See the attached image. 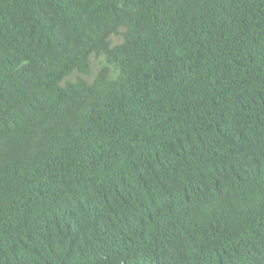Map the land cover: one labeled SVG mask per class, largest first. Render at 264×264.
Wrapping results in <instances>:
<instances>
[{"label":"trees","instance_id":"1","mask_svg":"<svg viewBox=\"0 0 264 264\" xmlns=\"http://www.w3.org/2000/svg\"><path fill=\"white\" fill-rule=\"evenodd\" d=\"M0 264H264V0H0Z\"/></svg>","mask_w":264,"mask_h":264},{"label":"rangeland","instance_id":"2","mask_svg":"<svg viewBox=\"0 0 264 264\" xmlns=\"http://www.w3.org/2000/svg\"><path fill=\"white\" fill-rule=\"evenodd\" d=\"M120 41H121L120 37H110V42L112 45L118 44ZM105 64L106 63H105L103 57L91 55L90 56V73H89V75L88 76H82V75H79L77 73H73L72 75H70L68 77V80H74L76 77H82V78H85L88 82H91L95 78L100 67L105 65ZM109 71H110L111 76L115 75V70L112 66H109Z\"/></svg>","mask_w":264,"mask_h":264}]
</instances>
